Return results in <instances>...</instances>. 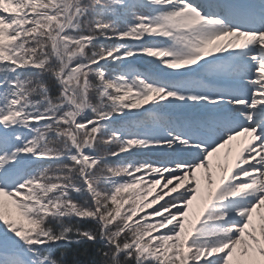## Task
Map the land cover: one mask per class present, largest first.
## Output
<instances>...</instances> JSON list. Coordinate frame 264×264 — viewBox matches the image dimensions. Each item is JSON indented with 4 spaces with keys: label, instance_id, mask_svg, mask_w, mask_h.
<instances>
[{
    "label": "trees",
    "instance_id": "obj_1",
    "mask_svg": "<svg viewBox=\"0 0 264 264\" xmlns=\"http://www.w3.org/2000/svg\"><path fill=\"white\" fill-rule=\"evenodd\" d=\"M154 9L29 0L24 26L0 42L2 101L13 104L0 122V252L27 249L43 264H264L252 228L233 247L255 193L224 184L195 225L191 186L173 191L194 162L159 147L174 117L151 88L162 62L152 53L175 49L149 33Z\"/></svg>",
    "mask_w": 264,
    "mask_h": 264
},
{
    "label": "rangeland",
    "instance_id": "obj_2",
    "mask_svg": "<svg viewBox=\"0 0 264 264\" xmlns=\"http://www.w3.org/2000/svg\"><path fill=\"white\" fill-rule=\"evenodd\" d=\"M260 2L262 0L250 2L231 13L243 17L238 24H249L250 17L255 18L253 24L262 22L261 27L254 30L255 32L247 28L243 29L240 25H236V28H225L221 20L206 18L199 8L189 5L166 15L163 18L166 24L156 26L152 33L157 35L162 32L166 35L179 33V39L184 40L185 44L190 34L199 33L200 38H204L201 40V46L185 49L189 55L182 61L164 58L161 68L167 78L177 75L179 68L184 71L177 76L182 74L196 76L184 82L188 87L183 93L172 89L164 90L163 96L168 108H175L182 114L195 111L203 103L221 105L226 102L225 105L230 107L226 111H221L218 116L219 121L211 125L203 121L177 124L179 130L173 139L175 142L171 141L169 148L174 149L176 146L180 153L199 156L201 165L189 167L173 191L181 185H191L195 192L191 196L192 203L187 211L191 213L193 210L199 214L212 201L214 189L220 184L221 179L231 175L230 172L234 169L242 168L243 173L246 172L248 176L246 181L250 183L247 189L259 191L261 187L254 204L247 207L245 222H248V228H252L253 234L258 238L257 241L262 244L264 242V150L259 142L264 138L261 133L264 129V67L258 64V58L264 59V44H261L264 16L260 15L264 8ZM252 5L255 6L254 15L247 17ZM18 6L16 0H0V12H14ZM5 28V21L0 17V37L4 36ZM7 36L8 34L5 35ZM218 37L223 41L218 48L226 46L231 50L228 53H221V60L215 61L216 59L209 53V46L210 40ZM236 39L239 45L233 48ZM207 65L210 67L205 68ZM202 70L203 73H199ZM9 121V115L0 105V122ZM238 176L234 175L233 178ZM230 228L235 229L236 226ZM243 235L244 231L240 230L239 237L233 240L234 248H237ZM12 254L27 261V264H40L27 251L14 249H11L9 254L0 253V264H14L11 259Z\"/></svg>",
    "mask_w": 264,
    "mask_h": 264
},
{
    "label": "bare ground",
    "instance_id": "obj_3",
    "mask_svg": "<svg viewBox=\"0 0 264 264\" xmlns=\"http://www.w3.org/2000/svg\"><path fill=\"white\" fill-rule=\"evenodd\" d=\"M261 133H262L263 136H264V129L261 130ZM259 144L261 145L262 149L264 150V138H263V140H261V142H259Z\"/></svg>",
    "mask_w": 264,
    "mask_h": 264
}]
</instances>
